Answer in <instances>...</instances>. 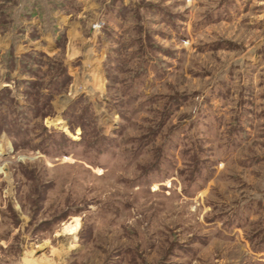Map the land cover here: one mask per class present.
I'll list each match as a JSON object with an SVG mask.
<instances>
[{
    "label": "rangeland",
    "instance_id": "obj_1",
    "mask_svg": "<svg viewBox=\"0 0 264 264\" xmlns=\"http://www.w3.org/2000/svg\"><path fill=\"white\" fill-rule=\"evenodd\" d=\"M0 264H264V0H0Z\"/></svg>",
    "mask_w": 264,
    "mask_h": 264
},
{
    "label": "bare ground",
    "instance_id": "obj_2",
    "mask_svg": "<svg viewBox=\"0 0 264 264\" xmlns=\"http://www.w3.org/2000/svg\"><path fill=\"white\" fill-rule=\"evenodd\" d=\"M79 229V221L78 219H75L72 224H69L65 227V231L68 234H74Z\"/></svg>",
    "mask_w": 264,
    "mask_h": 264
}]
</instances>
